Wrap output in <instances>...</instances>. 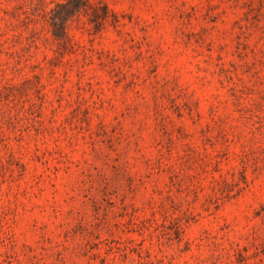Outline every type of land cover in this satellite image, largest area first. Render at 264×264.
<instances>
[{"label":"rangeland","instance_id":"374dc122","mask_svg":"<svg viewBox=\"0 0 264 264\" xmlns=\"http://www.w3.org/2000/svg\"><path fill=\"white\" fill-rule=\"evenodd\" d=\"M66 1L0 0V264H264V0Z\"/></svg>","mask_w":264,"mask_h":264},{"label":"trees","instance_id":"16d2710c","mask_svg":"<svg viewBox=\"0 0 264 264\" xmlns=\"http://www.w3.org/2000/svg\"><path fill=\"white\" fill-rule=\"evenodd\" d=\"M87 0H67L65 2V5L67 6V13L66 16L62 18L63 19H68L70 16L75 14L80 8L86 4ZM106 9V7H105ZM57 35V34H56Z\"/></svg>","mask_w":264,"mask_h":264}]
</instances>
